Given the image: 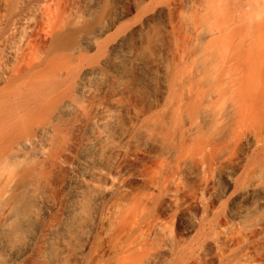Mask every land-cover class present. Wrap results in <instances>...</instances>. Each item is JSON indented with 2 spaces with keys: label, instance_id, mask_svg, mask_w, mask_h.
Returning <instances> with one entry per match:
<instances>
[{
  "label": "bare ground",
  "instance_id": "bare-ground-1",
  "mask_svg": "<svg viewBox=\"0 0 264 264\" xmlns=\"http://www.w3.org/2000/svg\"><path fill=\"white\" fill-rule=\"evenodd\" d=\"M121 1L0 0V264H245L264 243V0ZM86 200L73 249L58 236Z\"/></svg>",
  "mask_w": 264,
  "mask_h": 264
},
{
  "label": "rangeland",
  "instance_id": "rangeland-1",
  "mask_svg": "<svg viewBox=\"0 0 264 264\" xmlns=\"http://www.w3.org/2000/svg\"><path fill=\"white\" fill-rule=\"evenodd\" d=\"M122 1L121 0H114V7H118L117 5H121ZM154 90V89H153ZM44 183L43 180H38V184L36 185V190L32 191L30 193L27 194L28 198L31 201V211H30V215H28V217L26 218V220L23 222V224L25 226H27L28 228H26V230L24 231L25 233H22L21 235H19L18 237H16V239H14L13 241H11V244H9V247L11 248H18L20 246H22L25 242H26V238H28L30 236V231H32V228L35 226L36 221H34V217L37 216L38 211H39V207L37 209V197L39 196V193H41L42 189L44 186H42V184ZM45 184V183H44ZM43 184V185H44ZM40 188V189H39ZM39 189V191H38ZM32 193V194H31ZM36 193V194H35ZM30 195V196H29ZM32 196V197H31ZM37 196V197H35ZM35 197V198H34ZM33 199V202H32ZM36 199V201H35ZM36 202V203H35ZM80 202H78L77 204H73L74 207H72V204L69 207V211L71 210L70 213V217H68L66 219L65 222H63V228H64V233L62 232V234L59 237V240H61L62 237L66 238V240H68L67 236H70L71 238V243H72V248H76L77 244L79 242V239L82 235V231H83V227L86 226L90 220H91V214L93 210L92 204L89 201H83L79 204ZM76 205V206H75ZM84 205V206H83ZM80 206V207H79ZM91 206V207H90ZM80 209H79V208ZM82 207V208H81ZM90 207V208H89ZM72 208V209H71ZM73 208H75L73 210ZM87 208V209H86ZM78 209V210H76ZM87 210V211H86ZM90 210V211H89ZM74 212V213H73ZM88 212V213H86ZM90 212V213H89ZM78 213V214H77ZM36 214V215H35ZM89 215V216H88ZM77 216V217H76ZM90 218V219H89ZM29 219V220H28ZM70 219V220H69ZM75 219V220H74ZM28 220V222H26ZM74 220V221H73ZM30 221V222H29ZM34 222V223H33ZM72 222V223H71ZM85 222V223H84ZM70 223V224H69ZM69 224V225H68ZM83 224V225H82ZM86 224V225H85ZM72 225V226H71ZM80 225V226H78ZM66 227V228H65ZM73 227V228H72ZM72 228V229H71ZM77 228V229H76ZM81 228V229H80ZM67 229V230H66ZM29 230V232H28ZM75 230V231H74ZM70 233H69V232ZM79 232V233H78ZM73 235V236H72ZM62 236V237H61ZM66 236V237H65ZM75 236V237H74ZM79 239H78V238ZM19 239V240H18ZM77 239V242H75ZM4 238H3V242L1 241V243H4ZM24 240V241H23ZM74 240V242L72 241ZM16 243V244H14ZM76 243V244H75ZM5 245V243H4ZM56 256H53V259H55ZM237 261L240 263H245V264H264V243L260 246H258L257 244L253 243L252 241H247V243L245 244V248L241 251V253L237 256ZM52 259V257H51ZM68 262V263H67ZM67 264H71L70 260L67 261ZM65 263V264H66Z\"/></svg>",
  "mask_w": 264,
  "mask_h": 264
}]
</instances>
